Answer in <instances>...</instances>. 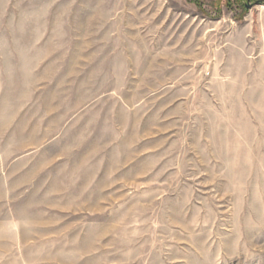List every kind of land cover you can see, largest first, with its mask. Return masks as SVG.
Wrapping results in <instances>:
<instances>
[{
	"label": "rangeland",
	"instance_id": "rangeland-1",
	"mask_svg": "<svg viewBox=\"0 0 264 264\" xmlns=\"http://www.w3.org/2000/svg\"><path fill=\"white\" fill-rule=\"evenodd\" d=\"M0 264H264V0H0Z\"/></svg>",
	"mask_w": 264,
	"mask_h": 264
},
{
	"label": "trees",
	"instance_id": "trees-1",
	"mask_svg": "<svg viewBox=\"0 0 264 264\" xmlns=\"http://www.w3.org/2000/svg\"><path fill=\"white\" fill-rule=\"evenodd\" d=\"M251 0H247V2H250Z\"/></svg>",
	"mask_w": 264,
	"mask_h": 264
}]
</instances>
